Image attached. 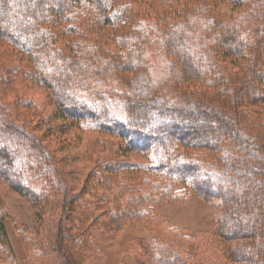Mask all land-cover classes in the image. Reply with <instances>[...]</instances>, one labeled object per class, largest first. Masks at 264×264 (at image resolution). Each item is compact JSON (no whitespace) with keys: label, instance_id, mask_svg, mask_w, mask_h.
<instances>
[{"label":"trees","instance_id":"trees-1","mask_svg":"<svg viewBox=\"0 0 264 264\" xmlns=\"http://www.w3.org/2000/svg\"><path fill=\"white\" fill-rule=\"evenodd\" d=\"M2 48L0 182L31 204L62 207L25 236L29 264H86L100 254L92 228L155 221V206L190 194L218 206L214 233L191 252L180 229L162 224L133 248L138 264H264V0H0ZM31 86L49 92L42 106ZM31 112L54 122L44 136L64 134L67 120L114 139L78 193ZM7 215L0 262L18 264Z\"/></svg>","mask_w":264,"mask_h":264},{"label":"rangeland","instance_id":"rangeland-1","mask_svg":"<svg viewBox=\"0 0 264 264\" xmlns=\"http://www.w3.org/2000/svg\"><path fill=\"white\" fill-rule=\"evenodd\" d=\"M181 1L183 2V0ZM140 5V12L137 15L145 17L144 13L148 11V7L144 6V3ZM160 5L164 7V4ZM247 8L248 3L239 7L236 11L240 13V11H245ZM149 14L153 16L151 12ZM102 34L105 40L107 34L103 32L99 34V37ZM4 49H0L1 52L5 53ZM148 54L150 61L157 63L155 54L150 49H148ZM114 86V91L118 93L120 87L115 83ZM27 93L29 97L38 100L41 106L49 98V92L41 87L31 86ZM76 94L85 103L94 101L90 90L77 89ZM5 99L7 100V97ZM51 110L52 106L45 108V112ZM30 116H33L30 121L32 126L36 123H42V125H39V130H34L35 134L38 135L43 144L52 149L56 161L72 189L71 192L78 193L84 186L90 171L95 168L99 161L110 157L111 151L108 149V146L109 143H113L114 139L101 132L81 130V127H78L76 124L69 125L70 123L67 120H65V123L67 122L68 127L64 131V134L59 135L58 131H54L51 135L44 136V130L48 129L54 122L51 123L49 121V124L46 126L48 122H42L43 118L39 116V113L31 112ZM57 122L64 123L61 120ZM130 159L143 160L138 156H130ZM113 193H116V188L113 189ZM190 195L184 203H165L155 206L154 212L157 216L155 221L132 220L113 234H102L100 231L92 228L90 232L98 245L100 254L93 257L86 264H138L132 254L133 248L138 250L140 248V241L156 238L158 236L157 231L158 229L160 230L162 224L163 228L168 226L180 229L187 237L185 245L182 246L183 249L188 250L190 248L191 252L200 250L201 247L198 246V241L214 233L218 206L214 202H206L196 195ZM86 202L95 205V201L90 199L89 196H86ZM1 209L5 210L6 215L8 213V218L5 220V229L17 263L29 264L24 247L25 240H28L25 239V236L29 235L31 238L34 234H37L44 217L47 220H54L57 217L56 213L58 215V212L62 210L61 205H59L58 200L54 201V199L50 204H31L16 191L0 182ZM40 238L35 237V239ZM176 238L177 236H173V239ZM209 239L211 240L212 238L210 237ZM59 258H52L45 262H36L34 264H60L58 262Z\"/></svg>","mask_w":264,"mask_h":264}]
</instances>
